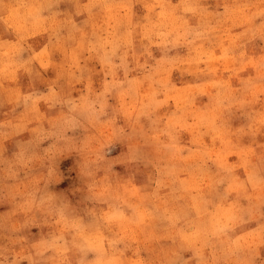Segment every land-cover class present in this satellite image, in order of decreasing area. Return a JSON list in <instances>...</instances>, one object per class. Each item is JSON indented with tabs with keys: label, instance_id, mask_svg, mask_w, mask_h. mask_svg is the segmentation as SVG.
<instances>
[{
	"label": "clouds",
	"instance_id": "clouds-1",
	"mask_svg": "<svg viewBox=\"0 0 264 264\" xmlns=\"http://www.w3.org/2000/svg\"><path fill=\"white\" fill-rule=\"evenodd\" d=\"M0 264H264V0H0Z\"/></svg>",
	"mask_w": 264,
	"mask_h": 264
},
{
	"label": "rangeland",
	"instance_id": "rangeland-1",
	"mask_svg": "<svg viewBox=\"0 0 264 264\" xmlns=\"http://www.w3.org/2000/svg\"><path fill=\"white\" fill-rule=\"evenodd\" d=\"M61 169L64 173V180L61 185L57 186V190L71 195L73 189L78 185V179L75 174L74 164L71 160L65 161L61 165Z\"/></svg>",
	"mask_w": 264,
	"mask_h": 264
}]
</instances>
